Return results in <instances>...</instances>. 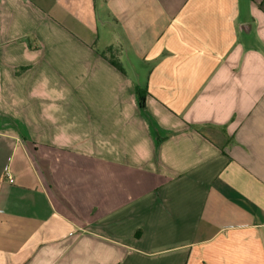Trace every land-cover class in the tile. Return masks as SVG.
<instances>
[{
    "label": "crops",
    "instance_id": "obj_1",
    "mask_svg": "<svg viewBox=\"0 0 264 264\" xmlns=\"http://www.w3.org/2000/svg\"><path fill=\"white\" fill-rule=\"evenodd\" d=\"M0 264H264V0H0Z\"/></svg>",
    "mask_w": 264,
    "mask_h": 264
},
{
    "label": "trees",
    "instance_id": "obj_2",
    "mask_svg": "<svg viewBox=\"0 0 264 264\" xmlns=\"http://www.w3.org/2000/svg\"><path fill=\"white\" fill-rule=\"evenodd\" d=\"M109 63L114 67L116 68L117 70L121 71V67L119 65V63L117 62L116 59H114L113 57H110L108 59ZM26 68H20V70H25ZM137 97L140 101V105L143 106V101H144V96H143V93L141 92V90L139 88H137Z\"/></svg>",
    "mask_w": 264,
    "mask_h": 264
},
{
    "label": "built area",
    "instance_id": "obj_3",
    "mask_svg": "<svg viewBox=\"0 0 264 264\" xmlns=\"http://www.w3.org/2000/svg\"><path fill=\"white\" fill-rule=\"evenodd\" d=\"M9 182H10V183H12V180H11V179H9Z\"/></svg>",
    "mask_w": 264,
    "mask_h": 264
}]
</instances>
